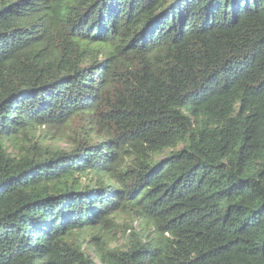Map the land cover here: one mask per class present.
<instances>
[{"label": "trees", "instance_id": "obj_1", "mask_svg": "<svg viewBox=\"0 0 264 264\" xmlns=\"http://www.w3.org/2000/svg\"><path fill=\"white\" fill-rule=\"evenodd\" d=\"M0 264H264V0H0Z\"/></svg>", "mask_w": 264, "mask_h": 264}, {"label": "rangeland", "instance_id": "obj_2", "mask_svg": "<svg viewBox=\"0 0 264 264\" xmlns=\"http://www.w3.org/2000/svg\"><path fill=\"white\" fill-rule=\"evenodd\" d=\"M80 126H78V124L70 126L69 128H65L62 131L59 132V136L57 138L56 141L54 142H46V146H49L50 148H57L59 150L62 151H70L71 150V146L69 141V136L74 137V132L80 131L79 128ZM13 150V149H12ZM121 226L123 228L124 225H131V223L127 220V219H122L121 220ZM135 226V225H134ZM116 241V245L120 246L124 243V241L118 237L115 238ZM86 253L89 255H93L92 252L88 249H86Z\"/></svg>", "mask_w": 264, "mask_h": 264}]
</instances>
